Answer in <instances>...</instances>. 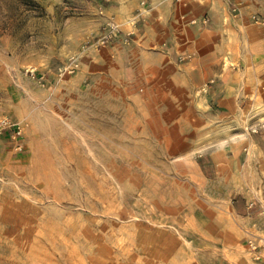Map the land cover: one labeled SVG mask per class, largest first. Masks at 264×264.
Listing matches in <instances>:
<instances>
[{"label": "rangeland", "instance_id": "1", "mask_svg": "<svg viewBox=\"0 0 264 264\" xmlns=\"http://www.w3.org/2000/svg\"><path fill=\"white\" fill-rule=\"evenodd\" d=\"M142 1L0 0V116L24 123L26 144L16 152L5 138L0 147V264L153 262L148 245L163 249L165 233L187 237L179 172H192L198 153L185 144L264 130L262 97L242 98L250 112L195 111L207 86H180L185 55L175 80L158 79L132 32L141 21L124 28ZM110 20L119 35L95 46ZM253 23L235 36L241 58L243 41L264 38V24ZM252 48L264 59V43ZM72 58L79 67L69 73Z\"/></svg>", "mask_w": 264, "mask_h": 264}, {"label": "crops", "instance_id": "2", "mask_svg": "<svg viewBox=\"0 0 264 264\" xmlns=\"http://www.w3.org/2000/svg\"><path fill=\"white\" fill-rule=\"evenodd\" d=\"M146 1L134 8L143 14L132 32L141 48L154 56L153 72L162 81L175 80L171 74L181 69L175 58H189L176 79L180 86L188 81L206 84L202 108L195 111L240 114L251 111V102L246 105L242 98H264V86L256 84L262 80L264 59L254 58L251 51L253 45L262 46L264 38L243 41L245 49L248 45L243 58L239 43L234 42L237 34L259 28L252 16H264V0ZM124 28L133 30L130 23ZM215 118L218 116L212 115L210 121ZM205 135H201V144L188 148L185 144V152L195 148L198 154L192 172H179V185L184 189L180 193L186 196H180L178 222L187 237L163 234L164 248L148 245V259L150 255L154 259L147 262L203 264V258L209 257L211 264H264V249L262 259L255 261L246 245L249 238L264 236V215L259 213L264 205V130L255 135L217 137L211 142ZM4 139L0 137V147ZM26 143L32 146L36 142ZM251 202L256 204L253 211L248 208Z\"/></svg>", "mask_w": 264, "mask_h": 264}, {"label": "built area", "instance_id": "3", "mask_svg": "<svg viewBox=\"0 0 264 264\" xmlns=\"http://www.w3.org/2000/svg\"><path fill=\"white\" fill-rule=\"evenodd\" d=\"M147 1L143 0L142 5H146ZM143 12L139 11L134 17L130 19V23L136 25L142 16ZM253 20L257 23L264 24V17L260 15H253ZM120 25L110 20L106 23L102 34L95 40L94 45L97 47H104L110 44L120 33ZM79 67L76 58H72L71 64L66 68L69 73H74ZM29 75L32 79L44 82L45 76L38 74L35 70L29 71ZM0 137L8 139L13 149L16 152H25V125L20 120H15L7 116H0ZM264 201V198H263ZM249 210L256 208L255 202H251L248 205ZM260 214L264 215V205L260 209ZM248 251L252 254L254 260L260 261L262 259V251L264 249V236L263 237H251L246 242Z\"/></svg>", "mask_w": 264, "mask_h": 264}, {"label": "bare ground", "instance_id": "4", "mask_svg": "<svg viewBox=\"0 0 264 264\" xmlns=\"http://www.w3.org/2000/svg\"><path fill=\"white\" fill-rule=\"evenodd\" d=\"M57 175H58V174H57L56 172H53V176H54V177L57 178V177H58Z\"/></svg>", "mask_w": 264, "mask_h": 264}]
</instances>
